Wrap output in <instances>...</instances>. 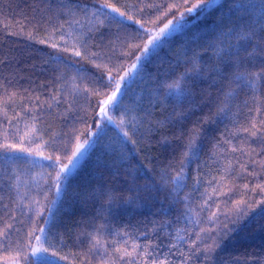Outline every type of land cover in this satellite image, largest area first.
Segmentation results:
<instances>
[{
    "label": "trees",
    "instance_id": "16d2710c",
    "mask_svg": "<svg viewBox=\"0 0 264 264\" xmlns=\"http://www.w3.org/2000/svg\"><path fill=\"white\" fill-rule=\"evenodd\" d=\"M212 2L0 0V264H264V0Z\"/></svg>",
    "mask_w": 264,
    "mask_h": 264
},
{
    "label": "rangeland",
    "instance_id": "374dc122",
    "mask_svg": "<svg viewBox=\"0 0 264 264\" xmlns=\"http://www.w3.org/2000/svg\"><path fill=\"white\" fill-rule=\"evenodd\" d=\"M218 0H213V2L211 3V5H213L214 3H216ZM180 28V26H178V24H170V25H167V27H163V28H159L158 31H154V32H151V36L149 37L148 39V42H147V51L144 52V57L143 58H146L147 57V54L149 53L150 50H153L154 48H159V46L161 45V41L164 39V38H168L172 33H175L176 31H178ZM163 30V32H162ZM154 40V43L152 44H149V41H153ZM140 63V61L138 63H136L132 69L129 70L128 74L124 77H122V82H128V78L129 76H131L132 74L135 73V71L138 69V64ZM120 91L119 92H115L116 93V100L114 103H109V104H104L102 109H104V111H100L101 115H100V125H114V123H112V118H111V111L113 110V108L115 107V105L117 104V100L119 98V96L122 94L121 92V86L119 87ZM108 101V100H107ZM103 130L105 129V126L102 128ZM102 132V131H101ZM98 134L99 132H97L96 137H98ZM93 138L91 139L90 142H88L85 146H83L82 148H80L78 150V152L76 153V158L73 162V164L71 165V168L75 167L76 164L82 159L83 155L87 152V149H89V147H92V145L94 144V142L96 141V139ZM33 257L34 259L36 260V263L37 262H46L45 259L43 258V250L40 246H38L36 244L35 246V249L33 250Z\"/></svg>",
    "mask_w": 264,
    "mask_h": 264
},
{
    "label": "snow or ice",
    "instance_id": "6c2138e0",
    "mask_svg": "<svg viewBox=\"0 0 264 264\" xmlns=\"http://www.w3.org/2000/svg\"><path fill=\"white\" fill-rule=\"evenodd\" d=\"M208 6L210 7V6H211V3H209ZM199 8H201V5H200V4H195V5H193L191 8H189L188 11H189V12H192L193 10H195V9H199ZM113 11H116V9H113ZM121 15H123V13H121ZM166 27H167V26H166ZM162 32H163V30H162ZM152 43H154V40H153V41H149V44H152ZM144 50L147 51V48H145ZM262 50H264V49H262ZM79 54H80L79 52L76 53V55H79ZM241 75H242V74H241ZM238 78H239V77H238ZM121 79H123V78H121ZM119 91H120L119 86H117L116 92H119ZM115 100H116V93L114 92L113 95H112L111 97H109V98H108V101H106L105 103H106V104L114 103ZM101 111L103 112L104 109H101ZM125 135H127V133H125ZM76 155H77V154H74L73 161H70V163H73V162H74V160H75V158H76ZM62 171H63V170H62ZM57 179H59V176L57 177ZM40 231L43 232V229H40ZM36 239H39V237H36ZM153 264H157V262L154 261ZM159 264H165V262H164V261H161V262H159Z\"/></svg>",
    "mask_w": 264,
    "mask_h": 264
}]
</instances>
